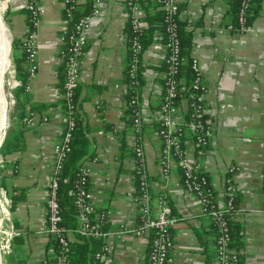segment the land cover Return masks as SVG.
<instances>
[{
  "label": "crops",
  "instance_id": "0c3cea01",
  "mask_svg": "<svg viewBox=\"0 0 264 264\" xmlns=\"http://www.w3.org/2000/svg\"><path fill=\"white\" fill-rule=\"evenodd\" d=\"M3 1L12 48V41H21L28 28L26 0ZM128 1L102 0L99 14L92 20L77 84L76 112L86 139V154L80 162L90 166L89 189L95 207L109 213L105 228L112 233L107 238L111 252L105 262L149 264L150 234L116 235L121 225L138 224L136 205L127 193L136 189L134 145L139 137L152 203L165 199L177 216L171 228L173 246L167 264H212L216 250L210 220L201 213L196 197L184 189L175 162H171L168 177L162 176L158 113L166 49L160 33L154 32L140 58L136 88L142 123L139 133L129 119L125 84ZM179 2L182 17L193 24L189 27L190 56L197 59L206 86L203 103L212 120L208 144L198 152L187 140L184 150L190 159H198L219 202L225 196L226 171L230 165L236 166L233 183L236 219L243 229V264H264V0L243 32L229 28L234 18L233 0ZM39 3L38 68L24 91L28 98L22 105L26 115L20 118L17 106L13 129L0 153V194L8 201L9 212L3 226L12 231L10 253L2 257L0 249V264H49L54 248L47 232L46 199L53 149L65 124L60 83L64 68L59 53L65 15L63 0ZM79 3L91 4L90 0ZM136 5L140 8L137 15L146 26V10L140 3ZM153 5L155 0L149 12L155 11ZM16 50V58H20L21 50ZM27 65L25 62V69ZM179 104L183 113L187 111L184 99ZM30 115L35 118L31 127L25 123ZM77 226V218L69 221L66 235L71 244L82 245L86 238L76 231Z\"/></svg>",
  "mask_w": 264,
  "mask_h": 264
},
{
  "label": "built area",
  "instance_id": "2783aa9c",
  "mask_svg": "<svg viewBox=\"0 0 264 264\" xmlns=\"http://www.w3.org/2000/svg\"><path fill=\"white\" fill-rule=\"evenodd\" d=\"M78 2L79 0H63L65 24L62 27L59 38L60 42L64 45L59 53L65 61L63 92L61 96L68 104L70 113L65 118L60 141L53 149V165L46 199L47 232L50 237L56 240V247L54 246L50 250L53 264H67L71 252V243L66 235L67 229L62 225V216L58 202V187L64 161L71 150L72 130L75 127L72 114L77 111V104L72 99L80 78L83 63L82 58L87 46V38L92 27V20L99 14L102 0H90V10L70 25L71 11L74 9V4ZM178 2L179 0H161L160 8L167 12V20L177 12ZM127 4L132 28L136 31H141L145 27V24L137 15L140 8L131 1H128ZM247 6L248 3L243 2L239 10L238 21L241 32L246 31L248 28L244 25V13ZM25 9L29 12V24L25 35L21 39V45L28 64L26 71L28 80H30L34 77L38 68L36 63V31L39 26L41 14L39 0H26ZM168 38L169 40L164 46L165 49L170 48V53L164 56V60H166L168 65L165 71L164 89L158 113L160 125L158 135L162 143L159 151V162L162 176L164 178L168 177L172 161L177 164L181 171L184 189L196 197L200 204L201 213L209 220H213L217 227L218 234L213 264H234L237 259V253L229 247L228 228L223 215L232 207V197L235 190L233 175L236 172V166L230 165L226 171L228 175L224 177L223 191L227 195V200L225 202H219L217 200V204L210 202L208 198L209 192L206 189L208 179L201 172V164L195 159H190L184 150V143L187 140H190L195 148L205 147L212 134V120L203 103L206 86L202 82L197 59L191 57L190 65L195 74L190 85L193 91L184 99L187 104V111L183 113L180 109V104L176 103L179 82L173 77L180 61L173 40L174 34L170 33ZM131 49L129 75L135 79L139 70L140 53L143 49L142 45L136 39L132 41ZM28 89L29 85L27 84L25 90ZM187 113L188 117H186ZM25 123L29 127L34 126L35 118L33 115L25 118ZM141 125L138 110L133 118V127L136 133L140 132ZM134 154L136 162L135 169L140 174V193L135 195L137 191H129L127 194L129 200L136 205L139 222L135 227L121 225L116 235L122 236V234L130 232L150 234L151 242L148 250L149 263L167 264L168 255L173 246L171 228L177 222V216L173 213L172 208L165 199L160 198L155 205L152 203L148 177L145 172L144 151L139 137L136 139L134 145ZM90 171L89 165L81 164L78 167L73 189L69 191V194L73 196V202L76 208V218L78 220L76 231L83 237L101 238L103 240L102 246L98 251L93 253V257L99 264H106L105 259L111 252V246L107 238L112 233L107 230H102L101 226L109 220V213H95V205L88 185ZM1 201L5 209L3 211L4 218L8 219V201L6 198H2ZM236 215H238V212L234 213V216ZM2 221L3 218L0 219V229ZM0 234L1 249H5L10 245L9 238L12 236V231L10 228L4 227L0 230Z\"/></svg>",
  "mask_w": 264,
  "mask_h": 264
},
{
  "label": "trees",
  "instance_id": "16d2710c",
  "mask_svg": "<svg viewBox=\"0 0 264 264\" xmlns=\"http://www.w3.org/2000/svg\"><path fill=\"white\" fill-rule=\"evenodd\" d=\"M134 4H141L143 8L146 10V16L145 19L147 20V25L141 29V31H136L132 28L130 24V19L128 21L127 25V46H128V67L125 72V84L127 86V93H126V100H127V111L129 114V119L133 120L135 113L138 111V104L136 99V88H138L139 85V72L135 79L131 78L129 75V69H130V60H131V54H132V41L136 39L141 45L142 49L149 45V43L152 40V36L154 32L160 33L161 35V41L165 44L169 40V34H174V42L175 46L177 48V56L179 59V65L177 67L176 73L173 75V77L178 80V93L176 97V103H180L182 99H185L189 96V93L192 92L190 85L191 81L194 77V72L191 69V56H190V50L192 46V31L189 27H191L193 24L186 18H183L181 15V8L182 4L178 2V10L176 13L171 15V17L167 20V12L164 9L160 8L161 0H155L156 5L154 7V12H149L148 8L152 6L153 0H129ZM243 2H247L248 6L245 9L244 17L245 22L244 25L249 27L252 20L256 17L259 11L261 0H233L232 5V11H233V23L229 25V28L231 30H235L238 32L240 31V23L238 21V15L239 10L241 6L243 5ZM90 3H75L74 9H72L71 18L69 20L70 25H72L75 21H77L80 17H82L84 14H86L90 10ZM27 12V24L29 12ZM65 15V13H64ZM12 47L14 49L21 50V56L20 58L15 59V66H16V77L18 80V89L14 94L15 97V103L18 106L19 109V117L23 118L26 115V111L22 108V105L25 103V101L28 99L26 96L25 86L28 82V74L26 72L25 66H23L26 62L25 53L23 52L21 41H18L17 39H14L12 41ZM64 45L61 43L60 49H62ZM170 53V48L166 49V55ZM140 53V58H141ZM61 56V55H60ZM62 58V57H61ZM62 66L64 68L65 61L62 58ZM168 63L166 60L163 61V67L164 71L167 70ZM59 70L60 78L62 80L63 74ZM164 82L165 78L163 79V89H164ZM61 84L64 83V81H60ZM63 92V85L62 90ZM77 104V86L75 88V94L72 99ZM62 107L64 109L65 118L69 116V108L68 104L64 99H62ZM75 122V127L72 130V139H71V150L68 153L63 168L60 173V179H59V187H58V202L60 205V211L62 216V225L66 228L69 221H72L76 218V208L73 202V196L69 194V191L73 189V185L76 179V172L78 170V167L81 164H84L80 162L81 158L86 154V139L83 137V131L80 124V118L78 116V113L75 112L72 114ZM186 117H188V113L186 114ZM160 126V125H159ZM159 129V128H158ZM6 140V139H5ZM5 141L0 146V153L3 152ZM204 147H197V151L199 152ZM200 155V154H197ZM198 161V159H195ZM199 162V161H198ZM87 165V164H86ZM180 170V169H179ZM135 177H136V189H135V195H138L140 193L139 191V178L140 174L135 169ZM204 175H206L208 179V186L207 190L209 192L208 198L210 202H213L214 204H217V198H216V192L213 189L209 176L201 171ZM181 174V171H180ZM228 175V174H227ZM182 181V178H181ZM89 185V182H88ZM227 200V195L225 194L223 202ZM107 213L108 211L106 209H98L95 207V213ZM238 212V207L236 206V197L233 195L232 197V207L230 210L226 213H224V219L227 223L228 228V234H229V247L234 250L237 253V259L234 264H243V253L242 248L244 245V239H243V229L240 222L237 221L236 216H234V213ZM139 222V220H138ZM211 227L213 229L214 233V241L216 246V238H217V227L213 220H210ZM107 224V223H106ZM106 224H102L101 229L106 231L105 228ZM84 243L82 245L78 244H70L71 246V252L69 254L68 263L67 264H99V262L94 259L93 253L95 251H98L100 247L103 244V240L101 238L95 239L93 237H85ZM50 243L53 244V246L56 247V240L51 237ZM169 257V255H168ZM214 261V259H213ZM149 262V259H148ZM49 264H53V261ZM150 264V263H149ZM213 264V262H212Z\"/></svg>",
  "mask_w": 264,
  "mask_h": 264
},
{
  "label": "bare ground",
  "instance_id": "6f19581e",
  "mask_svg": "<svg viewBox=\"0 0 264 264\" xmlns=\"http://www.w3.org/2000/svg\"><path fill=\"white\" fill-rule=\"evenodd\" d=\"M11 36L8 27L3 22L0 12V144L8 126L9 93L7 85V70L10 66ZM5 209H3L4 211Z\"/></svg>",
  "mask_w": 264,
  "mask_h": 264
},
{
  "label": "rangeland",
  "instance_id": "374dc122",
  "mask_svg": "<svg viewBox=\"0 0 264 264\" xmlns=\"http://www.w3.org/2000/svg\"><path fill=\"white\" fill-rule=\"evenodd\" d=\"M0 12L2 14V17H3V22L5 24V20H4V14H6L5 12V9L2 13V10H3V4H6L5 1L3 0H0ZM6 25V24H5ZM7 26V25H6ZM16 49H14L13 47L11 48L10 50V66L7 70V79L9 80V83L10 85H7V91L9 93V107H8V126H7V129H6V132H5V136H4V139L6 136L10 135L11 134V131L13 129V123H14V115L16 114V108H17V104L15 103V97H14V94L15 92L17 91L18 89V86H17V77H16V66H15V59H16ZM24 66V65H23ZM4 141V140H3ZM0 164H1V155H0ZM1 194H0V219L3 218V221L4 219V214H3V204H2V201H1ZM2 208V209H1ZM2 221V224H1V229L2 230L4 227V223ZM3 227V228H2ZM0 237H1V234H0ZM0 249H1V246H0ZM10 245L5 248V249H1V254H2V257L4 255H7L9 254L10 252ZM0 254V255H1Z\"/></svg>",
  "mask_w": 264,
  "mask_h": 264
},
{
  "label": "water",
  "instance_id": "95a60500",
  "mask_svg": "<svg viewBox=\"0 0 264 264\" xmlns=\"http://www.w3.org/2000/svg\"><path fill=\"white\" fill-rule=\"evenodd\" d=\"M3 140H4V137H3ZM3 140H2V142H3ZM2 142H1V144H2ZM1 144H0V146H1Z\"/></svg>",
  "mask_w": 264,
  "mask_h": 264
}]
</instances>
